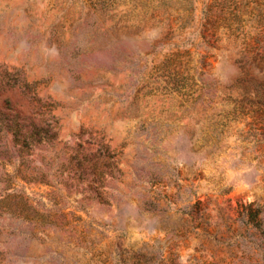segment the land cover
<instances>
[{
    "label": "rangeland",
    "instance_id": "rangeland-1",
    "mask_svg": "<svg viewBox=\"0 0 264 264\" xmlns=\"http://www.w3.org/2000/svg\"><path fill=\"white\" fill-rule=\"evenodd\" d=\"M0 264H264V0H0Z\"/></svg>",
    "mask_w": 264,
    "mask_h": 264
},
{
    "label": "trees",
    "instance_id": "trees-1",
    "mask_svg": "<svg viewBox=\"0 0 264 264\" xmlns=\"http://www.w3.org/2000/svg\"><path fill=\"white\" fill-rule=\"evenodd\" d=\"M22 133V130L21 129H18L16 132H15V135L18 136V135H22L20 134ZM35 135H37V133H35L34 131L32 133H28V132H25L23 133V137H24V142H28L30 141V139H32Z\"/></svg>",
    "mask_w": 264,
    "mask_h": 264
}]
</instances>
